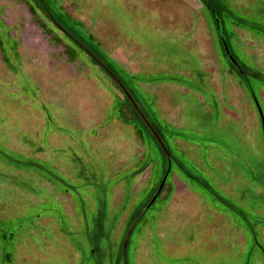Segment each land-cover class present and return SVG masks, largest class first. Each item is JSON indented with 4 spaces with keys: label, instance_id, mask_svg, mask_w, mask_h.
I'll return each mask as SVG.
<instances>
[{
    "label": "rangeland",
    "instance_id": "obj_1",
    "mask_svg": "<svg viewBox=\"0 0 264 264\" xmlns=\"http://www.w3.org/2000/svg\"><path fill=\"white\" fill-rule=\"evenodd\" d=\"M46 2L169 171L122 248L165 155L35 0H0V264H264V0Z\"/></svg>",
    "mask_w": 264,
    "mask_h": 264
},
{
    "label": "water",
    "instance_id": "obj_2",
    "mask_svg": "<svg viewBox=\"0 0 264 264\" xmlns=\"http://www.w3.org/2000/svg\"><path fill=\"white\" fill-rule=\"evenodd\" d=\"M37 3L39 5V8L42 12V14L45 16V18L53 25L55 26L63 35H65L72 43H74L76 46H78L83 52H85L93 61H95L105 72L106 74L112 79V81L120 88V90L122 91V93L124 94V96L127 98V100L129 101L131 107L133 108V110L137 113V115L140 117V119L143 121V123L146 125V127L149 129L150 133L152 134V137H154L157 145L159 146L160 150L162 151V153L165 155L166 161L168 163V168L166 171V174L164 175L165 177L162 178L161 183L157 189L156 192H154V195L152 197V199L149 201V203L142 209V211L140 212V214L137 216L138 218L135 219V221L132 223L130 229L128 230L129 232H127L124 244H123V248L125 249V246L128 245V238H129V234H131L134 226L136 225V223L138 222V220L140 218H142L143 214L146 212V210L148 208H150V206L153 204V202L155 201V199L157 198V196L159 195L165 179L167 177L168 171H169V163H170V154L168 153L167 147L164 143V141L162 140V136H160L157 131L153 128V126L151 125V123H149V121L146 119L145 115L143 114L142 110L137 106V104L135 103V101L133 100V98L131 97V95L128 93V91L126 90V88L123 86V84L115 77V75L111 72H109L108 68L94 55L92 54L79 40H77L75 37H73L69 32H67L56 20L55 18L52 16V14L49 12V10L47 9L46 5L44 4L43 0H37ZM124 254V251H123Z\"/></svg>",
    "mask_w": 264,
    "mask_h": 264
},
{
    "label": "trees",
    "instance_id": "obj_3",
    "mask_svg": "<svg viewBox=\"0 0 264 264\" xmlns=\"http://www.w3.org/2000/svg\"><path fill=\"white\" fill-rule=\"evenodd\" d=\"M35 2L37 3V0H35ZM43 2H44V4L46 5V7H47V9L49 10V12L52 14V16L55 18V20L67 31V32H69L73 37H75L77 40H79L92 54H94L107 68H108V70H109V72H111V73H113L114 75H115V77L123 84V82L118 78V76H117V74L115 73V72H112L113 70H111L110 68H109V66H107V64H105L92 50H90V48L85 44V43H83L77 36H75L66 26H65V24L61 21V20H58L57 18H56V16L51 12V10H50V7H48V4H47V2H46V0H43ZM37 5H38V3H37ZM38 7H39V5H38ZM40 9V8H39ZM210 9V12H211V14H213L212 15V17H213V19L215 20V23H216V28L218 29V31H219V23H220V20H219V17L217 16V14H216V12H215V10L212 8V7H210L209 8ZM41 11V10H40ZM42 13V12H41ZM43 15V14H42ZM44 16V15H43ZM45 17V16H44ZM55 27V26H54ZM56 28V27H55ZM57 29V28H56ZM58 30V29H57ZM59 31V30H58ZM60 32V31H59ZM61 33V32H60ZM62 34V33H61ZM63 35V34H62ZM69 42H71L65 35H63ZM221 39V38H220ZM72 43V42H71ZM75 47H77L80 51H82L78 46H76L74 43H72ZM83 52V51H82ZM91 61H93L85 52H83ZM227 56L229 57V52H228V54H227ZM105 74H106V72L95 62V61H93ZM107 75V74H106ZM108 76V75H107ZM109 77V76H108ZM110 78V77H109ZM111 79V78H110ZM112 80V79H111ZM116 85V84H115ZM117 86V85H116ZM125 88H126V86L125 85H123ZM118 87V86H117ZM119 88V87H118ZM120 89V88H119ZM126 90L128 91V89L126 88ZM121 91V90H120ZM122 92V91H121ZM128 93L130 94V92L128 91ZM124 95V94H123ZM131 95V94H130ZM131 97L133 98V100L135 101V99H134V97L131 95ZM126 98V97H125ZM126 100H127V98H126ZM127 102H128V104H129V106L131 107V105H130V103H129V101L127 100ZM135 103L137 104V102L135 101ZM137 106H138V104H137ZM139 107V106H138ZM140 108V107H139ZM131 109L133 110V108L131 107ZM141 109V108H140ZM142 110V109H141ZM134 111V110H133ZM134 113H136L135 111H134ZM136 115H137V113H136ZM138 116V115H137ZM139 117V116H138ZM140 118V117H139ZM141 120V119H140ZM142 121V120H141ZM143 122V121H142ZM145 125V124H144ZM152 125V124H151ZM153 126V125H152ZM145 127H146V125H145ZM147 128V127H146ZM155 129V128H154ZM148 130V129H147ZM156 130V129H155ZM150 133V132H149ZM157 133H158V131H157ZM151 134V133H150ZM159 134V133H158ZM152 135V134H151ZM160 135V134H159ZM161 136V135H160ZM154 138V137H153ZM162 138V137H161ZM155 140V139H154ZM163 140V139H162ZM156 142V141H155ZM157 144V143H156ZM158 146V145H157ZM165 157V156H164ZM153 197V196H152ZM152 199V198H151ZM149 203V202H148ZM147 203V204H148ZM146 204V205H147ZM145 205V206H146ZM144 206V207H145ZM142 211V210H141ZM140 211V212H141ZM140 214V213H139ZM138 214V215H139ZM137 215V216H138ZM138 218V217H137ZM136 219V218H135ZM134 219V220H135ZM126 235H127V233H126ZM124 241H125V239H124ZM128 243V242H127ZM124 244V243H123ZM123 248V247H122ZM122 255L124 256V254H123V250H122ZM123 258V257H122Z\"/></svg>",
    "mask_w": 264,
    "mask_h": 264
}]
</instances>
